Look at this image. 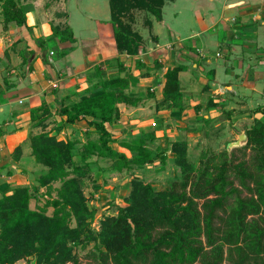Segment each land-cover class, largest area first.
Instances as JSON below:
<instances>
[{"label":"trees","instance_id":"trees-1","mask_svg":"<svg viewBox=\"0 0 264 264\" xmlns=\"http://www.w3.org/2000/svg\"><path fill=\"white\" fill-rule=\"evenodd\" d=\"M108 1L117 50L132 57L142 47L137 23L142 19L149 27L150 18L161 21L163 7L172 0ZM128 9L132 14L125 23L122 16ZM1 15L4 30L10 24L27 26L20 0H3ZM52 30L54 37L73 40L67 27ZM117 62L124 72L123 63ZM183 70V66L168 70L163 88L167 108L180 112L184 110L179 80ZM131 80V76L111 79L102 84L100 93L57 109L65 123L86 122L88 130L98 135L92 140L86 132L87 141L79 153H75L78 139L60 140L53 129L31 138V155L47 171L37 186L1 194L0 264L32 259L35 264H79L75 250H86L91 244L88 264H264V121L257 119L244 132L248 138L245 146L205 153L196 168L184 161L185 141L172 142L170 153L181 169L180 178L157 192L132 177L124 206L116 216L102 219L99 231H94L96 211L89 209L83 191L92 164L108 160L109 171L131 174L133 167L156 160L148 147L160 140L155 132L117 141L130 157L110 146L115 140L107 126L120 120L118 105L136 106L138 102ZM40 111L47 116L39 123L44 126L51 116L46 108L32 115ZM163 138L165 145H161L163 149L158 145L157 150L167 154L172 143ZM42 198L46 199L42 207H30L32 201L38 203ZM49 209L51 215H47Z\"/></svg>","mask_w":264,"mask_h":264},{"label":"crops","instance_id":"crops-1","mask_svg":"<svg viewBox=\"0 0 264 264\" xmlns=\"http://www.w3.org/2000/svg\"><path fill=\"white\" fill-rule=\"evenodd\" d=\"M49 1L51 2H43L36 8L46 10L45 16L40 18L36 13L33 15L25 11L26 27L10 24L0 32V196L5 191L13 192L18 188L37 186V180L47 171L31 155L33 136L45 129L46 132L51 131L53 123V135L60 140H64L65 133L69 131L73 137L78 134L82 136V132L87 131L94 133L93 129L88 130L86 122L74 126L65 123L64 118L57 114V109L100 93L103 83L117 77H132L131 91L138 102L136 106L118 105L120 120L113 126H107L116 145L119 138L142 135L145 122L133 120L135 113L141 112L144 104L163 100L165 74L177 66L184 67L179 80L184 73L188 74L185 86L182 87L180 82L184 110L180 112L177 109H167L160 113L176 118L174 113L177 112L179 116L176 121L185 129L201 130L208 124H215L224 115L229 118L227 121L230 124L246 116L251 120L264 121V106L251 108V104L247 102V93H244V89L250 90L253 95L263 94L264 91V69H261V66L264 67V57L259 55L258 29L255 27L264 25V2L260 6H249L244 1L227 5L229 0H226L219 20L213 17L206 20L207 16L203 18L197 15L196 23L200 33L212 37L218 46L228 47L223 56L226 61L223 74L226 77L227 68L233 67L230 64L232 58L234 61L238 59V45L259 55L258 61L253 64L240 62L238 68L242 69L243 77L238 74L233 82H228L220 79L202 49L183 42L170 27V41L162 44L164 35L161 29L155 27L165 26L164 9L177 0L165 4L161 21L150 19L149 27L146 26V30L143 28V32L139 31L142 47L139 54L132 57L120 54L117 50L112 36L113 28L108 24L111 11L106 22L94 23L92 32L88 29L91 37L88 39L87 36H75L72 32L74 29L70 15L65 9L68 0ZM106 1L110 9L109 1ZM229 11H237L238 14L230 20L226 16ZM249 20L254 26L248 23ZM230 22L238 25H229ZM54 27L61 30L69 28L73 40H62V36L54 37ZM147 30L148 36H143ZM241 39L245 40L244 44H237ZM50 40L54 44L53 49L48 47ZM201 46L205 48L203 42ZM216 56L222 59V55ZM118 59L123 63L124 72L119 70ZM209 76L213 79L211 86L207 80ZM237 101L244 105L238 108L235 106ZM42 108L48 109V117H52L44 126L39 125L47 118L42 111L32 115L33 111ZM114 150L130 157L118 145Z\"/></svg>","mask_w":264,"mask_h":264},{"label":"rangeland","instance_id":"rangeland-1","mask_svg":"<svg viewBox=\"0 0 264 264\" xmlns=\"http://www.w3.org/2000/svg\"><path fill=\"white\" fill-rule=\"evenodd\" d=\"M237 1H244L250 4L249 6H260L264 0H229L227 5H231ZM43 2H51L49 0H20L24 10L28 13H36L40 18L45 16V11L42 8H37V5H41ZM226 0H177L175 4H169L164 9L163 20L165 22L164 27L156 26V29H161L163 36L162 44H165L170 41L169 37V27L178 33L181 40L190 46H197L202 49L204 56H206L207 60L211 61V65L216 69L217 74L219 75L221 80H226L228 82H233V78L235 75L239 77H243L242 69L238 68L241 63L253 64L258 61L259 55L264 57V25L255 26L258 29V40L260 44V51L258 53L252 54L248 52L244 46L238 45L236 48V54L238 59L236 61L231 60L230 64H233V67L227 68V77L223 72L225 71V59L224 51H227L228 47L225 48L222 45H217L215 40L208 36L200 33V29L196 23L197 15L206 17V20H209L210 17L219 20V16L224 11ZM2 3L3 0H0V32H2L3 25V17L1 15L2 12ZM31 7V8H30ZM66 13L68 12L70 15V22L72 25V32L75 36H87L88 39H91L89 31L92 32L94 27V23L98 21L106 22L105 20L110 15V9L107 7L106 0H68ZM131 9H128L123 16V20L125 23L130 22V13ZM41 16H40V15ZM177 14V15H176ZM238 14L237 11H229L226 13V16H229L230 20L233 17H236ZM149 15V14H148ZM154 19L155 18H150ZM42 20V19H41ZM134 22V20H132ZM249 24H252V21L249 20ZM112 26V24L108 23ZM155 25V24H154ZM229 25H238V23L230 22ZM254 26V24H252ZM221 27V26H220ZM143 28L146 30V26L143 24V20L137 23L136 29L140 32H143ZM147 33H143V36H148ZM198 34V35H197ZM114 38V33L112 34ZM208 38L213 39L210 41ZM217 40V39H216ZM53 41V40H52ZM240 41V40H239ZM245 41V40H244ZM243 39L237 44H244ZM51 42V40H50ZM204 43L205 48L201 46V43ZM249 41H246L248 43ZM48 47L53 49V42L48 44ZM222 55V59L218 58L216 55ZM233 69V70H232ZM263 70L264 67L261 66ZM231 70L233 71L231 73ZM188 74L184 73L180 82L182 87L185 86V79ZM208 84L212 85V77H208ZM211 81V82H210ZM207 84V85H208ZM264 86V85H263ZM244 93H247V102L251 108L256 106H264V91L263 94L253 95L250 90L244 89ZM183 95V94H182ZM182 96L181 101L183 105ZM252 100V101H250ZM244 105L241 104L240 101H237L235 106ZM246 105V104H245ZM247 106V105H246ZM143 110L141 112L135 113V118L133 120H138L141 122H145L144 132L142 135H146L151 132H155L159 137V141L154 143H150L148 145L149 149L153 151L155 162L146 165L144 167H133L131 174L126 173H116L108 170L110 162L108 160H97L96 158H92V161H96L91 166L90 177L84 180L83 191L84 195L87 199V205L90 210H95V220L92 223V228L94 231H99L100 229V221L108 216H116L118 213V208L124 206V199L130 193L129 183L132 177H137V179L143 181L144 183L150 184L154 187V189L159 192L166 190L168 184L174 180L178 179L181 176V169L174 161L173 153H170L172 145L174 141L181 140L186 143V156L185 163L191 165L193 167H197L201 160V157L205 153H220L227 149L229 152L233 149H229L228 145L234 143L238 140L240 135H243L245 130L249 128L253 122L252 118L249 117H240L233 124H230L227 120L229 119L227 116H221L215 124L206 125L201 130L194 131L191 129H185L183 126L177 123V117L179 114L177 112L174 113V116L171 118L166 113H160L167 110V103L163 102V100L156 102L151 101L147 104L141 106ZM241 109V108H240ZM168 112V111H167ZM52 117H50L49 120ZM166 119V120H165ZM231 120V119H230ZM234 121V120H232ZM155 123L156 126L153 127L152 123ZM57 124V122H56ZM53 129L54 123L51 125ZM130 128V127H129ZM49 132V131H47ZM88 132V131H87ZM71 131L66 132L64 136V141L68 140H76L80 141V144L77 145L75 153H79L81 150L82 144L87 141L86 132H82V136L78 134L77 136H71ZM89 133V132H88ZM75 134V131L73 132ZM91 139L95 140L98 138V135L94 132L91 133ZM72 137V138H71ZM129 137V136H128ZM135 136H130L129 138H134ZM163 137H167L172 144H170L166 150V153H161L157 150L158 145H165V141ZM58 138V136H57ZM122 138L116 140L119 141ZM114 144V145H113ZM119 146V144H117ZM115 143H111L110 146L116 149L117 146ZM243 147V146H242ZM241 148V147H240ZM119 149V148H118ZM161 149H163L161 147ZM164 157L165 160H162L161 157ZM78 164H80L79 160H76ZM100 168V169H99ZM132 175V176H131ZM60 184L55 186V189H58ZM40 193V192H39ZM53 197L56 196V191L52 192ZM40 195V194H38ZM46 199L42 198L38 203L32 201L30 207L35 209L36 206L42 207L45 203ZM52 214V209L47 211V215ZM94 244L88 246L86 250H80L77 248L75 250L76 255L79 258V264H88L89 260L86 258L88 252L93 248ZM17 264H35L34 259L30 261H21Z\"/></svg>","mask_w":264,"mask_h":264},{"label":"water","instance_id":"water-1","mask_svg":"<svg viewBox=\"0 0 264 264\" xmlns=\"http://www.w3.org/2000/svg\"><path fill=\"white\" fill-rule=\"evenodd\" d=\"M247 142H248V138L245 134H243L239 136L236 142L229 144L228 148L229 149L240 148L242 146H245Z\"/></svg>","mask_w":264,"mask_h":264},{"label":"built area","instance_id":"built-area-1","mask_svg":"<svg viewBox=\"0 0 264 264\" xmlns=\"http://www.w3.org/2000/svg\"><path fill=\"white\" fill-rule=\"evenodd\" d=\"M51 55H52V54H51ZM152 126H153V127H155V126H156V124L153 122V123H152Z\"/></svg>","mask_w":264,"mask_h":264}]
</instances>
